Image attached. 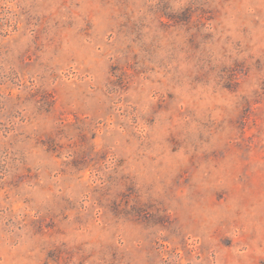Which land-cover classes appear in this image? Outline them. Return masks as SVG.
<instances>
[{
  "label": "rangeland",
  "instance_id": "obj_1",
  "mask_svg": "<svg viewBox=\"0 0 264 264\" xmlns=\"http://www.w3.org/2000/svg\"><path fill=\"white\" fill-rule=\"evenodd\" d=\"M0 264H264V0H0Z\"/></svg>",
  "mask_w": 264,
  "mask_h": 264
}]
</instances>
